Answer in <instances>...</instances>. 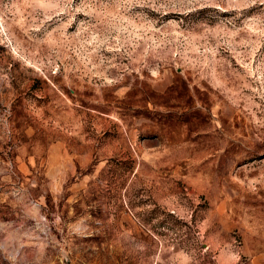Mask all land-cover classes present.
<instances>
[{"label": "rangeland", "instance_id": "374dc122", "mask_svg": "<svg viewBox=\"0 0 264 264\" xmlns=\"http://www.w3.org/2000/svg\"><path fill=\"white\" fill-rule=\"evenodd\" d=\"M0 264H264V0H0Z\"/></svg>", "mask_w": 264, "mask_h": 264}]
</instances>
